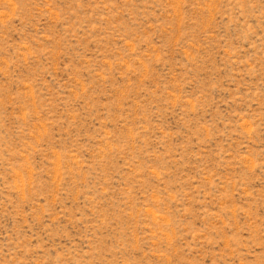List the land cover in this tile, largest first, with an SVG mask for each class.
Segmentation results:
<instances>
[{"label":"rangeland","instance_id":"374dc122","mask_svg":"<svg viewBox=\"0 0 264 264\" xmlns=\"http://www.w3.org/2000/svg\"><path fill=\"white\" fill-rule=\"evenodd\" d=\"M0 264H264V0H0Z\"/></svg>","mask_w":264,"mask_h":264}]
</instances>
